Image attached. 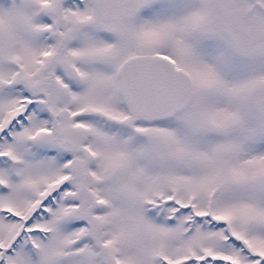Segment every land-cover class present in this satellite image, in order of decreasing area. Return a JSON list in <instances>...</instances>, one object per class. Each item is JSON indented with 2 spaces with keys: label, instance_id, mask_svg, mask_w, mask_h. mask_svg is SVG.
I'll use <instances>...</instances> for the list:
<instances>
[{
  "label": "snow or ice",
  "instance_id": "snow-or-ice-1",
  "mask_svg": "<svg viewBox=\"0 0 264 264\" xmlns=\"http://www.w3.org/2000/svg\"><path fill=\"white\" fill-rule=\"evenodd\" d=\"M0 264H264V0H0Z\"/></svg>",
  "mask_w": 264,
  "mask_h": 264
}]
</instances>
